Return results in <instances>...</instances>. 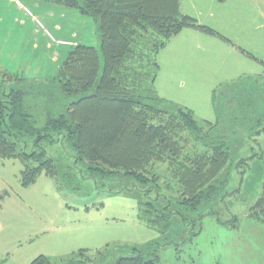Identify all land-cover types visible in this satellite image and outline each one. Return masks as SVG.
Segmentation results:
<instances>
[{"label":"rangeland","instance_id":"1","mask_svg":"<svg viewBox=\"0 0 264 264\" xmlns=\"http://www.w3.org/2000/svg\"><path fill=\"white\" fill-rule=\"evenodd\" d=\"M18 1L37 25L11 0H0V72L41 83L30 104L40 108L47 99L52 114H64L82 96L62 95L55 84L48 83L66 55L57 53L58 62H52L56 49H45L49 41L45 33L53 35L49 16L56 18L62 7L50 0H37L38 8ZM16 21L23 22L24 30L18 31ZM87 21L84 31L90 43L86 44L94 45L96 40L100 61L95 86L85 94L89 96L99 83L103 58L98 24ZM237 32L231 34L241 37ZM252 52L264 62V47ZM240 55L231 52L225 58L222 53L223 65H227L220 71L222 82L247 83L246 89L253 90L246 93L256 98H252L255 104L250 105L245 97L241 107H227L223 104L229 96L227 86L222 90L224 98H216L206 115L191 104L186 88L164 82L162 77L156 87L154 82L160 99L173 106H189L195 112L186 109L199 123L212 125L198 135L182 134L185 153L209 154L217 143L229 151V161L214 184L216 192L206 202L195 210L179 205L178 186L165 165L156 166L161 176L156 186L118 177L94 181L81 163L75 165L69 144L50 133L56 144L43 141L42 147L57 165L55 179L41 175L24 187L22 163L0 160V264H30L41 255L51 264H111L138 252L148 259L157 257V264H264V225L248 218L249 208L264 190V66ZM242 73L246 76L240 82L237 77ZM27 110L42 123V115L37 116L33 108ZM163 204H169L165 212L173 214L169 224L149 223L160 216L157 210Z\"/></svg>","mask_w":264,"mask_h":264},{"label":"trees","instance_id":"2","mask_svg":"<svg viewBox=\"0 0 264 264\" xmlns=\"http://www.w3.org/2000/svg\"><path fill=\"white\" fill-rule=\"evenodd\" d=\"M52 1L98 24L103 58L99 83L92 95H85L95 86L100 61L97 50L83 44L70 47L48 81L62 95L82 96L69 104L64 114H52L47 99L41 104L43 108L30 104L41 83H27L17 75L0 72V160L22 163L20 183L24 187L41 175L55 179L57 165L42 147L43 141L56 144L50 135L53 133L60 135L58 141L69 144L75 165L81 163L94 181L118 177L156 186L161 177L156 166L165 165L178 186L179 205L197 209L216 192L214 184L229 161V151L217 143L209 154L184 152L183 133L198 135L202 128L211 130L212 125L199 123L191 110L157 96L156 56L170 38L187 28L225 39L181 13V0ZM240 53L256 60L243 50ZM235 84L222 85L213 92V107L216 98H224L222 90L227 86L229 96L223 101L227 107H241L245 97L250 105L255 104L252 98H256L246 93L253 89H246L247 83ZM261 87L264 92V85ZM31 108L42 115L41 124L28 112ZM168 208L169 204H163L157 210L160 216L149 223L160 226L162 221L167 226L173 215L165 212ZM248 218L264 225V190L249 208ZM157 263V257L148 259L138 252L111 264ZM30 264L51 263L41 255Z\"/></svg>","mask_w":264,"mask_h":264},{"label":"crops","instance_id":"3","mask_svg":"<svg viewBox=\"0 0 264 264\" xmlns=\"http://www.w3.org/2000/svg\"><path fill=\"white\" fill-rule=\"evenodd\" d=\"M24 1L38 8L37 0ZM50 1L53 2L52 0ZM19 8L20 11L22 9L25 14L27 13L32 23L34 22L37 25L36 18L31 16L22 7L21 3ZM180 11L195 19L197 24L211 29L224 38L225 41L195 29H183L170 38L157 53L158 72L155 79V87L156 81L160 77H162L164 82L178 83L179 87L182 89L186 88L189 91V96L193 98L190 100L191 104L207 115L209 114L210 106L212 107L211 97L213 92L228 83L227 81L222 82L223 74L222 72L220 73L222 68L227 66L223 65L222 53L227 58L231 56V52L239 54L240 50H243L256 59L251 61L264 66V62L252 52L264 47V0H181ZM53 16L54 14H52V17L49 16L50 23L53 25V35L49 34V32H44L49 40L45 44V49H56L52 62H58L57 53L62 56V54L68 52L70 47L76 44L96 48V40L94 45L86 44L90 43V40L84 30H87L86 27L89 26L87 20L90 21V18L81 16L78 11L65 7H62L56 18ZM16 23L18 24V31L25 26L22 21H16ZM70 23H73V26ZM236 31L242 36L237 37L236 34H231V32ZM221 42L226 44L224 45L225 47ZM36 47L37 45L34 44L33 48L37 49ZM214 51L219 54L214 53ZM240 54V56L250 60L242 53ZM240 75L237 78L245 77L246 73ZM233 80L231 78L229 81ZM186 83H188V86L184 87ZM186 108L193 109L189 106H186ZM192 111L195 112L194 109Z\"/></svg>","mask_w":264,"mask_h":264},{"label":"built area","instance_id":"4","mask_svg":"<svg viewBox=\"0 0 264 264\" xmlns=\"http://www.w3.org/2000/svg\"><path fill=\"white\" fill-rule=\"evenodd\" d=\"M16 6L20 7V2L18 0H11Z\"/></svg>","mask_w":264,"mask_h":264}]
</instances>
